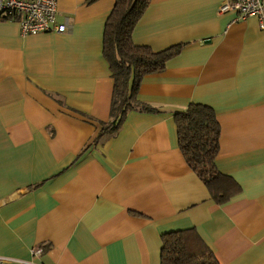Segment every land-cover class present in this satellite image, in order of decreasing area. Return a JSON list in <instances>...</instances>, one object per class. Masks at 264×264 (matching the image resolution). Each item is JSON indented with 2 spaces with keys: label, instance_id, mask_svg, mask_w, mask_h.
Segmentation results:
<instances>
[{
  "label": "crops",
  "instance_id": "0c3cea01",
  "mask_svg": "<svg viewBox=\"0 0 264 264\" xmlns=\"http://www.w3.org/2000/svg\"><path fill=\"white\" fill-rule=\"evenodd\" d=\"M222 1L151 0L133 42L183 48L139 84L153 110L131 109L99 141L115 0H58L64 32L25 36L0 17L3 264H161L163 234L189 228L220 264H264V28L256 16L219 14ZM191 103L214 108L220 124L216 165L240 188L225 203L178 146L175 114Z\"/></svg>",
  "mask_w": 264,
  "mask_h": 264
},
{
  "label": "trees",
  "instance_id": "16d2710c",
  "mask_svg": "<svg viewBox=\"0 0 264 264\" xmlns=\"http://www.w3.org/2000/svg\"><path fill=\"white\" fill-rule=\"evenodd\" d=\"M151 0H115L104 29L103 55L114 79L110 119L98 121L100 131L95 141L117 133L128 111L153 109L138 99L145 76L164 70L166 63L178 55L183 44L155 51L133 42L138 21ZM93 120L92 117H89ZM214 108L191 103L185 111L175 114L181 151L194 171L207 185L211 197L225 203L239 191L233 178L218 170L221 127ZM209 245L195 228L163 234L161 264H220Z\"/></svg>",
  "mask_w": 264,
  "mask_h": 264
},
{
  "label": "built area",
  "instance_id": "2783aa9c",
  "mask_svg": "<svg viewBox=\"0 0 264 264\" xmlns=\"http://www.w3.org/2000/svg\"><path fill=\"white\" fill-rule=\"evenodd\" d=\"M219 14L236 12V21L256 16L264 28V0H223L218 8ZM58 0H0V17L17 20L23 35H36L49 30L64 32L67 26L57 24ZM43 252V247L32 249L34 257ZM10 258L0 256V264ZM25 264H41L34 259L24 261Z\"/></svg>",
  "mask_w": 264,
  "mask_h": 264
}]
</instances>
